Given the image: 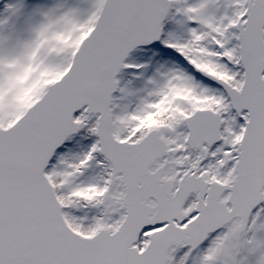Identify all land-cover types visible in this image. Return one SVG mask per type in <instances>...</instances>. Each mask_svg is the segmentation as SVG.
Listing matches in <instances>:
<instances>
[{"label": "snow or ice", "instance_id": "6c2138e0", "mask_svg": "<svg viewBox=\"0 0 264 264\" xmlns=\"http://www.w3.org/2000/svg\"><path fill=\"white\" fill-rule=\"evenodd\" d=\"M0 264H264V0H4Z\"/></svg>", "mask_w": 264, "mask_h": 264}, {"label": "rangeland", "instance_id": "374dc122", "mask_svg": "<svg viewBox=\"0 0 264 264\" xmlns=\"http://www.w3.org/2000/svg\"><path fill=\"white\" fill-rule=\"evenodd\" d=\"M3 2H4V0H0V7H2ZM173 55L174 54L170 50L164 51V53L161 51L156 57H153L151 59L150 67L147 70V74L151 75L152 71L157 66L165 64L166 61L169 63V65L171 63H173L174 62L172 60ZM145 60H147V57H143L137 53H134L132 55V57L130 58V62H144ZM133 75H134V73H132L130 70H126V71L122 72L120 75V79H121L122 84L127 83L129 80H131ZM133 84L136 87H139L140 81H133Z\"/></svg>", "mask_w": 264, "mask_h": 264}, {"label": "trees", "instance_id": "16d2710c", "mask_svg": "<svg viewBox=\"0 0 264 264\" xmlns=\"http://www.w3.org/2000/svg\"><path fill=\"white\" fill-rule=\"evenodd\" d=\"M164 53V51H162Z\"/></svg>", "mask_w": 264, "mask_h": 264}]
</instances>
